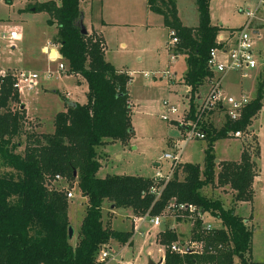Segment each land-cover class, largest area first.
<instances>
[{
    "label": "trees",
    "instance_id": "trees-1",
    "mask_svg": "<svg viewBox=\"0 0 264 264\" xmlns=\"http://www.w3.org/2000/svg\"><path fill=\"white\" fill-rule=\"evenodd\" d=\"M80 1L51 0L30 7L49 16L48 24L58 30L52 44L60 47L69 74L88 85L85 105L64 98L65 110L55 116L51 134L29 128L26 107L15 89L16 79L11 73L3 75L0 69V161L19 177L0 175V264H98V256L111 241L130 245L134 234L115 232L104 224L105 203L110 212L111 207L113 211L130 209L137 218L147 215L162 221L166 214L177 223L190 217L188 207L193 206L221 223V229L198 232L202 222L196 220L191 242L203 244L202 251L189 247L190 252L187 248L184 255L171 251L179 236L168 226L158 237L165 247L164 264H264L252 259L254 229L250 219L236 214V204L253 202L258 177L254 159L259 157L260 147L252 153L244 146L239 162L217 164L214 156L217 141L249 129L262 109L264 87H259L257 99L239 122H222L220 129L212 121L207 124L203 168L181 164L169 180L131 176L99 179L97 148L109 141L126 142L134 134V106L128 90L132 77L106 61L102 36L95 32L82 35ZM210 3L196 0L199 25L187 28L181 23L175 0H147L148 11L162 17L163 28L175 31L178 43L174 54L186 59L183 82L192 96L191 118L196 113L194 95L211 77L207 62L210 52L218 48L216 39L223 30L212 25ZM22 148L23 153H18ZM57 177L78 183L87 202L76 245L69 239L68 193L54 186L60 182ZM210 186L233 191L235 205L226 208L222 200L203 195ZM180 206L186 210L179 213Z\"/></svg>",
    "mask_w": 264,
    "mask_h": 264
},
{
    "label": "rangeland",
    "instance_id": "rangeland-1",
    "mask_svg": "<svg viewBox=\"0 0 264 264\" xmlns=\"http://www.w3.org/2000/svg\"><path fill=\"white\" fill-rule=\"evenodd\" d=\"M48 1L0 0V69L5 70L2 74L39 75L38 87L26 90L22 94L21 101L27 107L28 115L31 118L29 119V128L45 134L53 132L55 116L65 110L64 98L69 99L71 103L83 106L87 103L88 93V85L83 81L79 82L77 78L69 74L67 63L61 58L60 47L52 44L58 33L57 27L48 24L49 16L46 13L33 12L30 9L32 3ZM125 1L130 4L129 11L135 14V17L129 20V26L118 28L112 26L109 30L104 31L106 39L102 33L101 36L106 44V60L116 69L132 73V82L128 90L134 106L132 116L134 134L126 142L109 141L97 148L101 164L97 177L106 179L108 177L131 176L155 179L160 175L165 180L173 176L171 173L173 162L166 159V155H177L181 162L178 166L194 164L203 168L207 140H183L186 128L189 125H194L192 122L194 117L191 118V92L185 91L186 88L181 84L183 75L187 71L186 59L180 57L173 63H169L170 54L167 49L169 34L160 26L162 17L147 12V0ZM262 2L264 0H211L210 3V17L214 25L222 26L227 32L240 30L249 22L250 32L253 35H255L253 32L259 33L258 36H254L255 49L259 54V69L250 73L246 79H241L235 74H228L223 81V92L226 95L235 96L242 92L249 95L253 102L257 99L259 87H264V6L259 9L256 17L251 21H248L246 13L248 10L256 11ZM109 6L111 7L112 3H109ZM178 8L186 25L197 23V12L189 1L179 0ZM81 9L85 14V26L97 31L102 20L101 4L98 0H87L81 4ZM113 9L112 6L111 12ZM106 11L109 13L107 7ZM106 18L111 20L109 14ZM14 29H22L24 38L15 42V48H12L11 43L1 37ZM50 46L54 50L57 48L52 54H49ZM48 55L49 57H47ZM60 64L65 66V71H59ZM168 69H170L171 75L175 74L173 84L169 82L170 76L169 78L154 76V74ZM47 72L53 77L52 79L47 78ZM208 91L209 87L204 84L195 93L193 100L195 112L197 111L195 105L200 104V101L207 96ZM263 100L262 109L252 119L249 129L244 132L243 139L232 138L229 134L230 138L221 139L214 144V156L216 162L220 163L240 161L244 146H248L252 153L258 146L260 147V155L254 159L259 182L254 185L253 202L242 203L243 205L240 207L236 204L237 215L247 220L251 216L253 217L252 220L250 219V225L254 229L252 249L256 263H264ZM165 102H168L169 106H174L178 111L177 114H169L170 120L162 118L167 114V109L165 112L161 111ZM210 121L216 128H221L222 118H212ZM21 141L24 143L25 137H22ZM18 153L22 154L23 148L19 149ZM219 171L220 169L216 168V173ZM0 175L19 178L18 174L4 167L1 161ZM180 175V178L183 179L182 174ZM54 186H61L66 193L73 195L72 199H68V218L74 231L71 243L76 245L85 217L87 202L83 199L76 182L69 183L67 180H60L59 183H54ZM203 195L210 199L222 200L226 208L235 205L234 193L229 188L210 186L203 190ZM108 206V203L103 205L104 224H109L115 232H133L134 219L136 218L133 212L130 209L119 208L111 214ZM164 216H166V220L162 221V225L155 227L151 223L152 219L145 215L144 222L140 223L139 231L134 232L133 246L110 242L105 248V251L109 252L108 258L101 261L99 255L97 263L160 264V261L165 259V247L160 244L158 237L174 222L180 226L177 233L179 241L173 245L182 249L191 247L190 249L202 251L203 244L191 242L195 233V219L185 218L177 223L175 219H169L170 216L166 214ZM201 222V228H197L198 232L222 228L221 223L209 215H205L204 221ZM208 226L210 229L207 228Z\"/></svg>",
    "mask_w": 264,
    "mask_h": 264
},
{
    "label": "built area",
    "instance_id": "built-area-1",
    "mask_svg": "<svg viewBox=\"0 0 264 264\" xmlns=\"http://www.w3.org/2000/svg\"><path fill=\"white\" fill-rule=\"evenodd\" d=\"M264 6V2L258 7L256 11L248 10L246 16L248 17V21L253 20L256 17V13ZM249 22H247L246 26L240 30H233L224 32L221 31L216 39V44L218 48L213 49L210 52V57L207 62L208 71L211 74V77L205 82L206 87H209V91L207 96L200 101L199 105H195L197 107V111L192 119L194 125H189L186 128V134L183 138L184 141L191 139L205 140L206 139V131L202 127L207 128L208 121L214 117L222 118L223 122H231L236 123L239 122L245 110L249 105L252 104L253 99L243 93H239L238 95H226L223 92V81L224 78L228 74H235L241 79L248 78L250 73H254L259 69V54L255 49L254 36H258V32H253V35L249 29ZM170 41L168 43V51L170 54L171 61H175L178 56H176L173 52L178 40L176 38L175 31H171L169 34ZM3 40H8L11 43V47L15 48L14 43L20 41L22 39V31L19 29H15L14 31H10L7 35H3L1 37ZM59 71H65V66L63 64L59 65ZM4 75V74H3ZM162 76L168 77L171 74L169 71H166L162 74H154V76ZM148 77V75H146ZM16 84L15 89L20 93H24L26 90H32L33 88L38 86L39 75L37 74H20L15 76ZM51 75H48L47 78H50ZM187 92H190V89H187ZM198 92V91H197ZM195 96V95H194ZM195 98V97H194ZM167 109V114L163 115V119L170 120L169 114H177L178 111L174 106H169L168 102L164 103V107L161 108L162 112H165ZM205 117V119H203ZM207 118V119H206ZM210 118V119H209ZM204 122V124H203ZM200 127V128H198ZM232 138L235 139H243L244 132H236L230 134ZM166 159L172 160V169L171 173H173L174 169L178 166L179 157L177 155L170 156L166 155ZM171 177H168L165 180H169ZM156 180H163V177L160 175L155 178ZM57 180H61L57 177ZM68 199H71L73 195L69 193L67 195ZM177 208V207H176ZM179 213L186 210L185 206H180L177 208ZM188 211L191 214L190 219L204 221L205 215L202 214L197 208L190 206L188 207ZM155 227H160L162 225V218L156 217L152 219L151 222ZM210 229V227H207ZM191 248V247H190ZM187 248L182 249L179 246L173 245L171 247V251L173 253H178L180 255H184ZM189 250V248H188ZM109 252L105 251V249L101 252L99 258L101 261H104L108 258Z\"/></svg>",
    "mask_w": 264,
    "mask_h": 264
},
{
    "label": "crops",
    "instance_id": "crops-1",
    "mask_svg": "<svg viewBox=\"0 0 264 264\" xmlns=\"http://www.w3.org/2000/svg\"><path fill=\"white\" fill-rule=\"evenodd\" d=\"M49 1H51V0H49ZM48 1V2H49ZM84 1H87V0H81L80 1V9H81V4L84 2ZM178 1L179 0H175V3H176V6H177V10H178V16H179V18H180V20H181V23L183 24V26H185V27H187V28H196L198 25H199V14H198V11H197V6H196V0H187V1H189L190 2V4L193 6V8L196 10V12H197V23L196 24H194V25H186L184 22H183V19H182V15H181V13H180V11H179V8H178ZM98 2L101 4V17H102V20H101V25L100 26H98V28H97V31H95V30H93V29H90V28H87L86 26H85V14H84V12L82 11V9H81V11H82V13H83V25L86 27V29H87V31H88V33L90 34V33H92V32H95L97 35H100L101 36V33L104 35V31H107V30H109L110 29V27H114V28H118V27H125V26H129V20H131V19H133L134 17H135V14L134 13H132V12H130L129 11V6H130V4L128 3V1H125V0H98ZM44 3V2H43ZM109 3H112V6L114 7V9L112 10V12H111V8H112V6L110 7L109 6ZM33 5H35V4H40V3H32ZM106 7L108 8V10H109V13L106 11ZM146 10H147V12H149L148 11V8H147V5H146ZM34 12V11H33ZM149 13H151V12H149ZM108 14L110 15V19L111 20H107V18L106 17H108ZM152 14V13H151ZM212 25L213 26H219V25H214L213 23H212ZM161 26V28H163V21H162V24L160 25ZM220 27H222V26H220ZM163 29H165V28H163ZM222 31H224V32H226V30L222 27ZM15 30V29H14ZM13 30V31H14ZM19 30H21L22 31V39L21 40H23V38H24V32H23V30L22 29H19ZM167 32H168V34H170L169 33V30H167V29H165ZM231 31H233V30H231ZM228 32V31H227ZM103 37V36H102ZM104 37H105V39H106V36L104 35ZM104 39V38H103ZM169 41H170V39H169ZM167 46H168V44H167ZM51 47V46H50ZM168 49V48H167ZM55 50H57V48L55 49ZM55 50L54 49H52V47L50 48V53L49 54H52L53 52H55ZM106 51H107V49H106ZM47 57H49V55L47 56ZM180 57H182V56H178L177 57V59H179ZM105 59H106V52H105ZM176 59V60H177ZM107 61V60H106ZM108 62V61H107ZM174 61H171V59H170V61H169V63H173ZM117 70H119V69H117ZM5 70H3L2 72H4ZM119 71H127V70H119ZM167 71H169L170 72V69H168ZM129 74H130V76L132 77V73L130 72V71H127ZM166 71H164V72H161V73H156V74H162V73H165ZM187 72V71H186ZM186 72L184 73V75H183V78H184V76H185V74H186ZM52 73V72H51ZM54 74V73H53ZM57 74H59L58 72H57ZM56 74V75H57ZM170 74H171V72H170ZM46 76L48 77V72H47V74H46ZM160 76V75H159ZM59 77V76H58ZM72 77H74V78H77L78 79V81L79 82H81V81H83V82H85L84 80H82L79 76H72ZM157 77V76H156ZM174 77H175V74L174 75H171V78H170V80H169V82L170 83H174ZM53 77H50V78H48V79H52ZM58 79V78H57ZM160 79V78H159ZM86 83V82H85ZM186 89H185V91H187V87L184 85V82L182 81V83H181ZM38 87V86H37ZM241 91V90H240ZM239 93H242V92H239ZM238 93V94H239ZM22 94L23 93H21V99H22ZM69 96V95H68ZM67 97V96H66ZM69 100V99H68ZM264 101V100H263ZM26 110H27V116H28V118L29 119H31L30 118V116L28 115V109H27V107H26ZM253 130V129H252ZM239 162V161H238ZM181 163V162H180ZM220 162H218V164H219ZM259 182V177H257V179L255 180V184L256 183H258ZM254 184V185H255ZM255 191V190H254ZM73 198V197H72ZM71 198V199H72ZM84 200H86L85 198H83ZM244 204V203H243ZM242 203L241 204H238L239 205V207L240 206H242L243 205ZM246 204H249V203H246ZM108 208L110 209V206H108ZM132 211V210H131ZM113 212V209H112V207H111V213ZM134 216V215H133ZM134 218V217H133ZM137 218V217H136ZM134 219L135 220V224L133 225V227H134V231H133V233L136 231V232H138L139 231V227H140V223H142V222H144V220L145 219H143V218H137V219ZM252 216L250 217V219L252 220ZM151 219V218H150ZM133 222V221H132ZM179 224H176L175 222L174 223H172L169 227H171L176 233H178V231H179ZM221 226V225H220ZM181 233V232H180ZM181 235H182V233H181ZM113 244H115V243H118V244H120L119 242H117V241H111ZM133 242H134V234H133V238H132V240H131V244L129 245V244H127L126 246H129V247H131V246H133ZM252 259H253V261H254V257H253V249H252ZM162 261V260H161ZM160 261V262H161ZM163 263H164V260H163ZM163 263H161V264H163Z\"/></svg>",
    "mask_w": 264,
    "mask_h": 264
},
{
    "label": "water",
    "instance_id": "water-1",
    "mask_svg": "<svg viewBox=\"0 0 264 264\" xmlns=\"http://www.w3.org/2000/svg\"><path fill=\"white\" fill-rule=\"evenodd\" d=\"M81 33L82 35H87L88 31L86 29V27L82 24V27H81ZM54 53V52H53ZM218 163V162H217ZM75 176H76V173H75ZM112 209H114V207H112ZM74 237V231L73 229L70 227L69 228V239L72 240ZM190 252V250H188V253ZM163 263V260L160 262V264Z\"/></svg>",
    "mask_w": 264,
    "mask_h": 264
}]
</instances>
